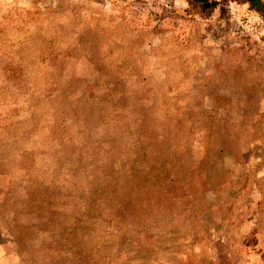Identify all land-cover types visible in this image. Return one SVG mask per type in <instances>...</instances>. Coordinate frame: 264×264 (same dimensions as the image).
Here are the masks:
<instances>
[{"label":"rangeland","instance_id":"374dc122","mask_svg":"<svg viewBox=\"0 0 264 264\" xmlns=\"http://www.w3.org/2000/svg\"><path fill=\"white\" fill-rule=\"evenodd\" d=\"M217 1L0 0L60 109L0 130V264H264V17Z\"/></svg>","mask_w":264,"mask_h":264},{"label":"trees","instance_id":"16d2710c","mask_svg":"<svg viewBox=\"0 0 264 264\" xmlns=\"http://www.w3.org/2000/svg\"><path fill=\"white\" fill-rule=\"evenodd\" d=\"M196 1L205 10L218 4L217 0ZM237 1L247 3L251 9L264 17V0ZM26 42H29L28 38ZM0 43L3 44V48H0V105L3 104L0 110V130H21L34 135L36 130L41 128V125L38 126L39 118L54 122L60 109L48 102L44 103L52 95L51 88L42 96L37 95V85L33 83V78L36 74L47 78L54 76V59L59 56L54 54V58L50 57L51 51L46 48L39 54L23 57L21 50L14 47L15 43L6 36L4 26H0ZM12 100L20 101L14 104ZM23 114L27 117L23 118ZM30 143L31 141H28V149L31 148Z\"/></svg>","mask_w":264,"mask_h":264}]
</instances>
